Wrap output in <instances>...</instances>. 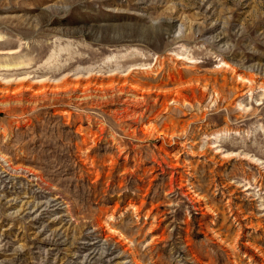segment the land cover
Returning a JSON list of instances; mask_svg holds the SVG:
<instances>
[{
  "label": "rangeland",
  "instance_id": "374dc122",
  "mask_svg": "<svg viewBox=\"0 0 264 264\" xmlns=\"http://www.w3.org/2000/svg\"><path fill=\"white\" fill-rule=\"evenodd\" d=\"M0 264H264V0H0Z\"/></svg>",
  "mask_w": 264,
  "mask_h": 264
}]
</instances>
